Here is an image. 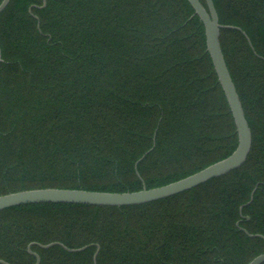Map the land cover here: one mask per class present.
<instances>
[{"label": "trees", "instance_id": "obj_1", "mask_svg": "<svg viewBox=\"0 0 264 264\" xmlns=\"http://www.w3.org/2000/svg\"><path fill=\"white\" fill-rule=\"evenodd\" d=\"M212 1L219 24L240 29L219 41L252 134L245 163L141 205L2 210L0 260L35 264L28 247L49 243L89 247L31 245L40 264H93L96 246V264H248L264 253L248 236L264 237V0ZM0 50V196L159 188L237 146L187 0H10Z\"/></svg>", "mask_w": 264, "mask_h": 264}, {"label": "water", "instance_id": "obj_2", "mask_svg": "<svg viewBox=\"0 0 264 264\" xmlns=\"http://www.w3.org/2000/svg\"><path fill=\"white\" fill-rule=\"evenodd\" d=\"M194 10V14L200 19L204 26L206 48L211 58L214 70L216 72L218 81L225 94L227 103L229 105L237 133V146L235 150L225 159L220 160L201 171L190 175L186 178L170 183L168 185L146 189L143 187L141 191L131 193H109V192H93L85 191L82 189H36L22 191L12 194L0 196V211L27 204H82L90 206H103V207H122L141 205L165 198H169L180 193L186 192L195 188L207 181L221 177L232 170L241 167L251 150L252 134L249 125L246 121L244 111L239 100V96L235 89L234 83L227 68L222 49L220 46V30L239 28L233 26H224L219 24L218 15L212 0H204L206 8L199 0H187ZM10 0H2L0 3V14L8 6ZM46 0H42V7H45ZM243 35L247 38L246 34L242 31ZM249 41V40H248ZM0 62L1 50H0ZM142 156L141 159H143ZM253 193L251 194L250 201L252 202ZM247 234V233H246ZM249 237H259L264 240L260 235H249ZM39 247L40 249H49L54 246H59L70 253L81 252L89 246H84L77 249H68L60 243H49L46 245L31 244ZM31 245L28 247V252L35 257V264H40V257L38 254L30 250ZM96 251L93 255V264H96V258L99 252V247L96 246ZM264 253L258 255L248 264H263ZM0 264H9L0 260Z\"/></svg>", "mask_w": 264, "mask_h": 264}]
</instances>
